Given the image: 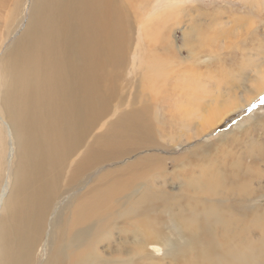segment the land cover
<instances>
[{
	"label": "rangeland",
	"instance_id": "1",
	"mask_svg": "<svg viewBox=\"0 0 264 264\" xmlns=\"http://www.w3.org/2000/svg\"><path fill=\"white\" fill-rule=\"evenodd\" d=\"M1 1L4 59L27 26L31 0ZM171 1H181L180 10L154 18ZM137 5L142 11L126 2V38L134 36L136 42L141 15L152 16L158 28L153 44L133 59L162 61L164 76L152 89L143 73L135 72L143 65L133 64L131 56L116 80L112 106L121 101L129 110L133 100L132 106L150 105L160 148L147 153L158 155V161L152 168H126L135 155L121 159L124 163L113 158L82 176L83 195L90 186L103 189L111 183L114 197L110 227L94 236L98 252L80 264H96L94 254L110 264H202L210 258L219 264H264V0H146ZM187 20L197 26L189 27ZM185 76L193 87L199 84L200 108L197 95L186 102L182 98ZM153 174L152 187L161 192L154 203L144 199L143 185ZM133 178L137 183L128 186Z\"/></svg>",
	"mask_w": 264,
	"mask_h": 264
},
{
	"label": "bare ground",
	"instance_id": "2",
	"mask_svg": "<svg viewBox=\"0 0 264 264\" xmlns=\"http://www.w3.org/2000/svg\"><path fill=\"white\" fill-rule=\"evenodd\" d=\"M139 1L146 0H31L24 32L0 58V264L88 263L90 253L98 252L94 236L110 227L114 190L111 183L103 189L96 184L83 195L82 176L113 158L124 163L121 159L135 155L126 168H152L158 161L147 153L160 148L150 105L132 106L133 100L127 110L121 101L112 106V100L127 60L132 56L135 64L153 44L154 18H168L183 4L171 1L154 18L141 15L134 43V36L126 38V2L139 12ZM136 63L143 67L135 72L157 90L163 62ZM185 79L186 102L199 84ZM202 97L194 99L198 108ZM151 179L143 184L144 199L154 203L161 192L152 187L156 175ZM136 183L133 178L128 186ZM94 255L96 264H110ZM202 264L219 263L210 258Z\"/></svg>",
	"mask_w": 264,
	"mask_h": 264
}]
</instances>
